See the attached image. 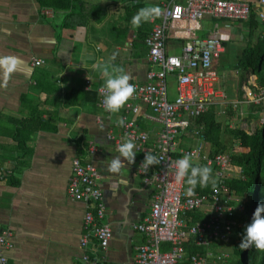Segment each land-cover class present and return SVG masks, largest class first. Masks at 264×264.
Segmentation results:
<instances>
[{"label": "crops", "instance_id": "1", "mask_svg": "<svg viewBox=\"0 0 264 264\" xmlns=\"http://www.w3.org/2000/svg\"><path fill=\"white\" fill-rule=\"evenodd\" d=\"M84 1L91 3L90 18L66 28L65 10L41 6L37 0H0V56L18 58L6 84L0 73V229L11 232L12 242L5 250L7 264H83L79 238L86 204L67 194L75 157L96 167L105 222L112 231L105 250L94 240L89 244L98 264H137L136 253L145 240L134 225L149 211L152 191L136 171L142 159L137 152L135 163L119 173L108 171L111 160L119 156L110 136L122 135L117 120L124 108L110 114L97 105V88L104 79L92 65L115 54L111 64L122 67L130 83L147 81L144 38L160 17L133 28L128 9L141 2V8L161 9L169 0ZM257 1L252 0L254 9H264ZM254 17L258 24L209 16L201 21L205 32L220 33L224 46L213 62L224 99L210 110L227 149L238 146L228 129L251 133L264 125V100L244 101L247 87L256 91L263 86L257 85L256 74L235 68L242 50L264 36V20L256 13ZM175 29L168 32L169 50H180L185 41ZM33 56L44 63L33 66ZM138 106V113L129 115L153 139L161 126L144 104ZM179 138L180 146L195 143L188 134ZM210 145L205 139L207 154Z\"/></svg>", "mask_w": 264, "mask_h": 264}, {"label": "built area", "instance_id": "2", "mask_svg": "<svg viewBox=\"0 0 264 264\" xmlns=\"http://www.w3.org/2000/svg\"><path fill=\"white\" fill-rule=\"evenodd\" d=\"M257 2L264 6V0ZM253 10L257 19L264 20V9L255 10L252 0H169L162 3L159 22L144 38L149 64L147 81L132 82L136 91L123 107L122 135L110 136L117 150L127 140L136 145L134 151L142 158L136 171L152 191L149 211L134 225V229L145 236L136 253L137 264H226L230 261L228 251L210 247L230 239L236 224L230 214L235 208L238 212L245 210L243 201L230 203L235 199L225 183L226 179L236 176L232 172L240 174L241 169L232 164L227 153L209 155L204 151L203 125L198 124L197 119L224 99L213 70V62L224 46L220 33L205 32L201 21L206 16L227 22L248 20ZM172 28H176L178 37L185 39L178 54L170 53L168 48V32ZM30 62L40 66L44 60L33 56ZM169 76H173L176 83L173 98L168 93ZM89 84L90 81H86V85ZM101 88H97V105L103 108ZM263 100L264 87L256 91L250 87L245 89V102L258 104ZM139 103L150 110L161 126L153 139L140 130L129 115L138 113ZM236 104L234 102L233 106ZM182 134H188L195 143L180 146ZM146 153L155 155L160 163L145 170L140 165ZM185 154L191 155L192 162L215 169L219 184L211 192L194 191L188 195L184 182L175 181V161ZM97 181L94 164L75 157L67 194L86 204L79 238L83 264H98L96 252L89 251L91 240L98 249L105 250L112 234L110 225L105 222L106 205ZM198 209L202 210L203 219L188 223L186 213ZM11 247V232L0 229V264H7L5 250ZM196 247L205 250L189 252V248Z\"/></svg>", "mask_w": 264, "mask_h": 264}, {"label": "trees", "instance_id": "3", "mask_svg": "<svg viewBox=\"0 0 264 264\" xmlns=\"http://www.w3.org/2000/svg\"><path fill=\"white\" fill-rule=\"evenodd\" d=\"M41 6L51 7L55 10H65L66 14L63 16L62 25L66 28H74L77 25L85 23L89 17L91 3L84 0H37ZM142 2L132 5L128 10L132 15L136 14L141 8ZM254 13H251L250 24L254 21ZM258 24V21H254ZM264 36L260 40H256L251 46L242 50V53L237 58L235 68L252 72L256 74L257 85L264 87ZM197 123L203 125L204 137L206 140H211V145L208 148V154L227 153L230 156L233 165L240 167L241 172L238 176H232L225 180L229 188V192L233 198L237 197L243 201L248 194L252 195V219L255 208L258 204L264 202V125L254 132L247 133L243 129L235 128L228 129V134L238 143L236 149L230 147L227 149L225 142L220 140L219 129L220 123L217 121L214 112L210 109L197 119ZM194 166L199 165L192 162ZM202 166V165H201ZM213 169V176L216 178ZM217 179V178H216ZM219 179H217V184ZM215 186V187H216ZM184 187H187L184 183ZM211 183L205 188L197 185L195 191L211 192L213 190ZM243 198V199H242ZM234 204L235 202H231ZM236 221L233 227V232L230 239L226 242L213 244L214 250L227 251L225 247L233 244V251L240 254V257L234 261H229L226 264H264V252L257 251L254 247L242 250L239 248L241 242L240 236L243 235L245 223V210L238 212L235 208L229 216ZM188 223L197 222L203 219L202 210L190 211L186 213ZM236 240H235V237ZM165 248V247H163ZM191 251H204V248H189ZM231 259V255H230Z\"/></svg>", "mask_w": 264, "mask_h": 264}, {"label": "clouds", "instance_id": "4", "mask_svg": "<svg viewBox=\"0 0 264 264\" xmlns=\"http://www.w3.org/2000/svg\"><path fill=\"white\" fill-rule=\"evenodd\" d=\"M161 15V9L158 6H146L140 8L131 19L133 28H139L142 23L151 22ZM116 55L113 54L106 62L100 60L92 65L93 70L99 71L104 79V84L100 89L103 100L102 107L110 114H117L133 97L136 89L130 83L131 77L124 71L122 67L112 65ZM18 58L12 55L0 56V73L3 75L5 84L10 75L17 69ZM118 126H124V119L117 120ZM136 145L132 140L118 146L119 156L114 157L108 167L111 173H119L122 168L135 163L136 153L134 148ZM123 158V159H121ZM160 160L151 153H146L141 163V167L147 170L149 167L157 165ZM175 181L187 185V194L192 195L199 185L205 188L212 184H217V179L213 176V169L207 165H196L192 163L190 154L183 155L182 158L175 161ZM255 248L257 251L264 252V202L257 205L253 213L251 222L245 227L239 248L247 250Z\"/></svg>", "mask_w": 264, "mask_h": 264}, {"label": "rangeland", "instance_id": "5", "mask_svg": "<svg viewBox=\"0 0 264 264\" xmlns=\"http://www.w3.org/2000/svg\"><path fill=\"white\" fill-rule=\"evenodd\" d=\"M140 1V0H139ZM179 49H176V50H172L170 49L169 52L170 53H174V54H178L180 52V50L178 51ZM175 78L173 76H169L168 77V93H169V97L170 98H173L175 95H176V90H175ZM205 143V141H204ZM232 175H236L238 176V172H232ZM231 197H232V194H231ZM225 198L227 199V197L225 196ZM233 198V197H232ZM234 202H239L241 204V199L235 197L234 198ZM243 199V198H242ZM245 201L247 202L246 203V207H245V223H246V226L251 222V212H252V195L251 194H248L247 196L244 197ZM231 203V201H230ZM244 234V233H243ZM242 236H240V238L242 239ZM235 237V236H234ZM235 240H236V237H235ZM211 249H213V245L210 247ZM226 250L229 252V254L231 255V259L230 261H234L236 259H238L240 257V254L239 253H236L233 251V244H231L229 247H225ZM214 250V249H213ZM234 259V260H233Z\"/></svg>", "mask_w": 264, "mask_h": 264}]
</instances>
